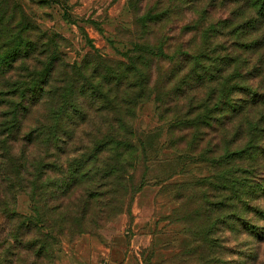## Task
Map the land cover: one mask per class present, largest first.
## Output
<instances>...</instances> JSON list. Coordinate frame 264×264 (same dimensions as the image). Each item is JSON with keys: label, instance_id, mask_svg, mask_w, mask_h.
Returning <instances> with one entry per match:
<instances>
[{"label": "trees", "instance_id": "obj_1", "mask_svg": "<svg viewBox=\"0 0 264 264\" xmlns=\"http://www.w3.org/2000/svg\"><path fill=\"white\" fill-rule=\"evenodd\" d=\"M146 1L127 0L137 39L123 52L124 60L105 57L91 45L93 51L80 63H70L59 49L56 34L41 30L18 0H0V183L8 191L28 194L30 214L10 211L7 216L14 214L18 221L12 236L20 243L25 244L22 237L35 230L36 240L34 237L27 245L32 248L28 250L37 248L35 256L59 244L63 237L86 232V222L95 210L100 220H108L114 211L122 212L137 190L133 183L136 162L147 155V148L137 139L134 118L137 107L156 95L153 61L169 58L164 41L160 37L150 39V27L160 25L168 14L162 7L164 0H156L148 9L144 8ZM227 4L235 9L245 6L246 13L241 26L231 27L230 21H224L238 44L237 78L232 83L222 80L217 93L202 100L198 109L172 120L175 126L196 129L204 136L209 130L213 132L195 158L217 169L199 182L211 187L214 195L202 193L196 209L186 217L200 221L190 227L192 243L182 249L183 256H196L194 264L233 263L225 258L233 251L224 234L256 246L264 242V225L246 219L254 211L264 220V181L253 182L244 168L245 162L254 161L259 154L257 142L264 137L259 119L249 111L264 105V0H227ZM63 15L68 16L66 10ZM212 30H206L208 39ZM180 46L174 47L172 56L189 60L194 70L188 75L208 66L219 73L218 66L227 62L216 61L212 68V64L206 65L210 56L207 49L192 51ZM240 52L251 56L241 57ZM241 68L252 77L244 76L246 71L241 73ZM236 93L244 94L248 104L242 116L234 103ZM229 123L234 129L230 140L235 145L231 149L225 144ZM82 124L92 129L85 130L84 151L79 158L66 164L49 163L27 152L30 145L40 141L46 152L55 151L53 154L62 158L66 141H72ZM202 135L199 133L196 140L201 142ZM52 170L61 172L62 178L53 180L48 175ZM84 177L90 184L78 203L74 202L73 209L56 211L62 208L63 198L73 185ZM50 196L60 199L57 206L49 204ZM4 259L0 254L1 264Z\"/></svg>", "mask_w": 264, "mask_h": 264}, {"label": "rangeland", "instance_id": "obj_2", "mask_svg": "<svg viewBox=\"0 0 264 264\" xmlns=\"http://www.w3.org/2000/svg\"><path fill=\"white\" fill-rule=\"evenodd\" d=\"M18 1L41 30L56 34L59 49L70 63H80L87 53L93 51L91 45L105 57L124 60L123 52L137 39L133 32L134 14L129 10L127 0ZM182 1L164 0L162 7L168 14L160 25L150 27V39L155 41L156 37H160L169 58L153 61L151 70L154 72L152 81L156 95L137 107L134 118L137 139L145 143L147 155L145 153L144 158L139 157L136 162L133 183L137 190L128 205L125 204L120 213L111 211L113 214L108 220H100L95 210L86 222V232L70 238L63 237L59 244L35 256L37 248L28 250L32 248L27 247L28 241L34 237L36 240L35 230L22 237L25 244L20 243L12 236L18 221L14 214L12 218L7 216L10 211L30 214L28 194L18 190L8 191L0 183V254L5 258L2 264H194L196 256H183L182 249L192 243L189 229L200 221L186 217L196 209L202 193L214 195L211 187L205 188L199 182L211 177L217 169L195 158L213 132L209 130L204 136L196 129L185 130L175 126L172 120L178 114L198 109L202 100H208L209 95L217 93L216 88L222 80L232 83L237 78L240 69L235 70V48L238 44L234 41L231 27L241 26L246 13L245 6L235 9L227 4V0H196L192 4H189L190 0ZM155 2L147 0L144 8L153 7ZM65 10L68 16L63 15ZM224 21H230L232 26L224 27ZM211 27L214 30L208 32V39L206 30ZM176 45L192 51L204 47L210 55L205 59L206 65L212 64V68L216 61L227 62L218 66L219 73L208 66L203 70L196 68L198 72L188 75L194 68L181 54H176L179 59L172 56ZM240 56L251 55L240 52ZM245 71L241 68V73ZM247 72L243 75L251 78ZM241 93L235 94L234 103L242 116L248 111V104ZM157 95H160L159 99ZM258 106L249 110L250 115H256L259 126L264 128V105ZM228 121L227 118L225 122ZM231 123L227 124L225 139L229 149L235 145L230 140L234 132ZM87 128L92 129V126L83 127L82 124L75 131L72 141H66L60 159L53 154L55 151L46 152L47 147L40 141L30 145L27 152L30 151L34 159L45 158L49 163L64 161L66 164L83 154ZM199 133L202 135L201 142L195 138ZM257 146L259 154L255 160L244 164L253 182L264 181V137L257 142ZM48 175L53 180L62 178L61 172L54 170ZM85 178L73 185L69 195L63 198L62 208L56 211L73 209L74 202L78 203L80 194L89 187L90 183ZM105 188L109 187H100L97 191H104ZM127 198L129 200L130 197ZM48 199L50 205L57 206L60 202L52 196ZM246 219L264 225V220L254 211ZM224 235H227L226 244L233 251L232 255L225 257L226 260L232 259L231 264H264V242H259L258 247L249 240Z\"/></svg>", "mask_w": 264, "mask_h": 264}, {"label": "built area", "instance_id": "obj_3", "mask_svg": "<svg viewBox=\"0 0 264 264\" xmlns=\"http://www.w3.org/2000/svg\"><path fill=\"white\" fill-rule=\"evenodd\" d=\"M101 264H107V263H101Z\"/></svg>", "mask_w": 264, "mask_h": 264}]
</instances>
